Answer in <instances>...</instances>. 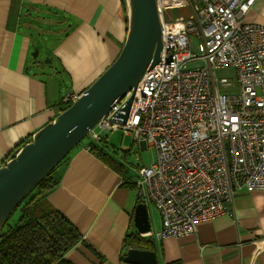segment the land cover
<instances>
[{"label":"crops","instance_id":"0c3cea01","mask_svg":"<svg viewBox=\"0 0 264 264\" xmlns=\"http://www.w3.org/2000/svg\"><path fill=\"white\" fill-rule=\"evenodd\" d=\"M123 2L0 0V168L18 145L59 115L61 97L82 94L117 59L127 36ZM246 21L264 25V0ZM122 139L119 149H110L106 138L98 145L121 167H112L85 143L59 166V184L46 195L83 235L65 255L72 264H131L124 260L130 249L124 240L139 235L134 225L139 201L136 188L122 178L137 171V156L135 164L129 160L137 146L130 136L122 133ZM132 146L129 154L121 151ZM154 208L148 212L157 232L161 217ZM152 246L139 249L156 252L159 264H264V191L241 192L231 212L201 223L196 234Z\"/></svg>","mask_w":264,"mask_h":264},{"label":"built area","instance_id":"2783aa9c","mask_svg":"<svg viewBox=\"0 0 264 264\" xmlns=\"http://www.w3.org/2000/svg\"><path fill=\"white\" fill-rule=\"evenodd\" d=\"M257 1L156 0L160 61L87 134L88 151L117 131L154 149V160L140 165L137 157L136 173L122 183L158 211L160 230L141 235L156 244L196 234L231 212L241 192L264 191V25L246 21ZM184 6L189 18L166 16ZM226 68L235 82L215 77ZM80 96L61 97V111Z\"/></svg>","mask_w":264,"mask_h":264},{"label":"water","instance_id":"95a60500","mask_svg":"<svg viewBox=\"0 0 264 264\" xmlns=\"http://www.w3.org/2000/svg\"><path fill=\"white\" fill-rule=\"evenodd\" d=\"M125 3L127 36L117 59L74 104L37 131L0 168V231L16 208L81 143L113 104L132 88L136 89L146 68L160 61L161 25L156 0H125ZM132 101L133 97L121 114L124 119ZM140 145L145 148L144 141ZM134 225L139 235L152 232L146 204L136 206ZM124 260L131 264H159L156 252L139 248L128 249Z\"/></svg>","mask_w":264,"mask_h":264},{"label":"trees","instance_id":"16d2710c","mask_svg":"<svg viewBox=\"0 0 264 264\" xmlns=\"http://www.w3.org/2000/svg\"><path fill=\"white\" fill-rule=\"evenodd\" d=\"M123 8L127 11L125 0ZM100 143H91V151L112 167H121L113 156L98 147ZM24 145H18L9 154L7 162L14 158ZM68 156L38 184L31 196L29 195V200L26 201V198L18 206L23 205L19 221L14 226H7L8 219L0 231V264H72L65 259V255L82 241L83 235L60 211L46 201V195L59 184L57 169ZM37 206L43 210L40 216H35ZM152 243L154 244L151 239L140 235H129L124 240V247L153 249Z\"/></svg>","mask_w":264,"mask_h":264},{"label":"rangeland","instance_id":"374dc122","mask_svg":"<svg viewBox=\"0 0 264 264\" xmlns=\"http://www.w3.org/2000/svg\"><path fill=\"white\" fill-rule=\"evenodd\" d=\"M166 16L169 19H186L190 17V14L188 13V9L186 6L180 8H171V9H167L166 10ZM102 74V73H101ZM100 74V75H101ZM99 77V76H98ZM97 77V78H98ZM215 77L217 79H223V78H227L232 82H235V71L233 68H226V69H221V70H217L215 72ZM96 80V79H95ZM94 80V81H95ZM93 81V82H94ZM92 84V83H91ZM90 87V86H89ZM107 143L109 144L110 149H119L121 147V143H122V133L118 132L117 134L114 135V133L109 135V138L106 137ZM89 141V137H85L81 143L78 144V146L84 145L85 143H87ZM124 142H127V144L129 145L131 142V139L128 137L124 140ZM106 145V143H105ZM138 157L139 160V164L140 165H148L150 162H152L155 158V151L152 148H149L147 150H141L140 147L136 148V151L134 152L133 156L129 157V160L135 164V157ZM136 157V158H137ZM138 166V165H136ZM31 196V195H30ZM30 196L27 197L26 201L29 200ZM25 201V202H26ZM24 204V203H23ZM22 206L18 207L10 216L9 218V223L7 224V226H14L20 219L21 217V211H22ZM153 207L154 206L152 204H148L147 207ZM154 210L156 211V209L154 208ZM149 212H151V210H149ZM41 214H43V210L40 206L36 207L35 210V216H40ZM155 224L152 221V228H154Z\"/></svg>","mask_w":264,"mask_h":264}]
</instances>
